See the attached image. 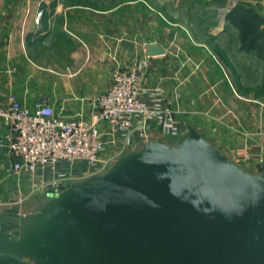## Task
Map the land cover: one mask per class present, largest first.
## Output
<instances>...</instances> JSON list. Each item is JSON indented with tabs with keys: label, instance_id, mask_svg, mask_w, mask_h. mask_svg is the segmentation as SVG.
Returning <instances> with one entry per match:
<instances>
[{
	"label": "water",
	"instance_id": "1",
	"mask_svg": "<svg viewBox=\"0 0 264 264\" xmlns=\"http://www.w3.org/2000/svg\"><path fill=\"white\" fill-rule=\"evenodd\" d=\"M0 264H264V171L187 125L0 216Z\"/></svg>",
	"mask_w": 264,
	"mask_h": 264
},
{
	"label": "crops",
	"instance_id": "2",
	"mask_svg": "<svg viewBox=\"0 0 264 264\" xmlns=\"http://www.w3.org/2000/svg\"><path fill=\"white\" fill-rule=\"evenodd\" d=\"M127 3L133 2L101 8L100 0H0L1 101L10 91L28 106L48 95L56 111L89 117L112 70L138 66L146 74L142 97L158 102L163 118L175 119L185 130L195 126L245 169L264 170V91L240 79L234 84L207 44L190 39L193 30L163 25L161 36H155L157 25L150 30L143 11L134 17ZM208 5L211 1L202 9L206 16ZM223 22L224 16L209 33L220 34ZM58 49L64 59L53 56ZM107 127L100 122V128ZM5 131L0 121V140ZM149 135L160 137L156 123ZM11 163L7 147L0 145V216L19 212L9 203L33 183L20 178Z\"/></svg>",
	"mask_w": 264,
	"mask_h": 264
},
{
	"label": "built area",
	"instance_id": "3",
	"mask_svg": "<svg viewBox=\"0 0 264 264\" xmlns=\"http://www.w3.org/2000/svg\"><path fill=\"white\" fill-rule=\"evenodd\" d=\"M143 82L141 67L114 68L108 87L94 98L89 117L56 111L48 95L39 96L31 106L11 91L3 102L0 99V121L6 127L0 145L12 157V170L33 182L10 206L20 210L36 194H55L74 179L103 172L120 155L152 139L149 131L154 123L161 138L177 140L184 125L163 118L158 102L143 99ZM100 122L107 129L100 128ZM16 231L12 220L8 232Z\"/></svg>",
	"mask_w": 264,
	"mask_h": 264
},
{
	"label": "rangeland",
	"instance_id": "4",
	"mask_svg": "<svg viewBox=\"0 0 264 264\" xmlns=\"http://www.w3.org/2000/svg\"><path fill=\"white\" fill-rule=\"evenodd\" d=\"M101 8H109L115 3L122 1H132L127 3L126 7H132L133 16L142 15L150 20L149 29L155 28V36H161L162 27H173L170 29L179 28L184 32H195V37L192 35V40L207 44L206 51L216 57L223 65L224 72L232 82L240 79L245 86L259 88L264 91V46L261 50H245L241 48L239 38L237 39V28L229 24L225 15L227 11L238 3H243L253 9L258 15L264 19V0H100ZM205 1H211L212 5H208L206 9L207 16L202 13ZM215 1V2H214ZM132 5V6H130ZM233 6V7H234ZM125 6L121 10L127 9ZM6 8H9L6 6ZM231 10V9H230ZM10 13V14H9ZM7 15H11L8 12ZM205 15V16H204ZM224 16L222 24L223 31L220 34L211 35L210 30H215L221 23H218L220 18ZM206 22H202L203 19ZM157 25V26H155ZM155 26V27H154ZM154 27V28H153ZM260 28L264 29V21L260 23ZM158 31V33H157ZM211 35V36H210ZM189 39V38H188ZM189 39V40H190ZM237 47H240L238 49ZM238 49V50H237ZM54 57L64 59V54L58 49L53 54ZM132 68H138L134 66ZM144 72V78H145ZM171 139L169 142H174ZM43 196V195H42ZM40 196V197H42ZM38 197L30 198L22 207L38 200Z\"/></svg>",
	"mask_w": 264,
	"mask_h": 264
},
{
	"label": "trees",
	"instance_id": "5",
	"mask_svg": "<svg viewBox=\"0 0 264 264\" xmlns=\"http://www.w3.org/2000/svg\"><path fill=\"white\" fill-rule=\"evenodd\" d=\"M226 17L238 30L241 48L259 52L264 46V29L260 28V23L264 19L243 3H238L232 7Z\"/></svg>",
	"mask_w": 264,
	"mask_h": 264
}]
</instances>
